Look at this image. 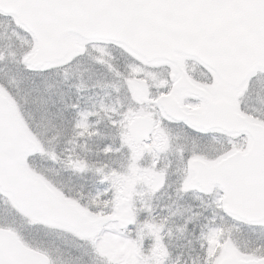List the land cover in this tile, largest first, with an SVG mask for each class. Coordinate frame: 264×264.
Wrapping results in <instances>:
<instances>
[{"label":"snow or ice","instance_id":"obj_1","mask_svg":"<svg viewBox=\"0 0 264 264\" xmlns=\"http://www.w3.org/2000/svg\"><path fill=\"white\" fill-rule=\"evenodd\" d=\"M0 264H264V0H0Z\"/></svg>","mask_w":264,"mask_h":264}]
</instances>
